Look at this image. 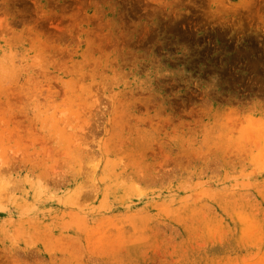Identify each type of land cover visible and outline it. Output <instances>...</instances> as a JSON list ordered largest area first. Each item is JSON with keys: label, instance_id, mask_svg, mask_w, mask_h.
Instances as JSON below:
<instances>
[{"label": "rangeland", "instance_id": "1", "mask_svg": "<svg viewBox=\"0 0 264 264\" xmlns=\"http://www.w3.org/2000/svg\"><path fill=\"white\" fill-rule=\"evenodd\" d=\"M0 264H264V0H0Z\"/></svg>", "mask_w": 264, "mask_h": 264}]
</instances>
